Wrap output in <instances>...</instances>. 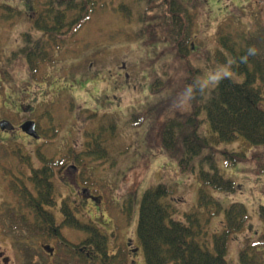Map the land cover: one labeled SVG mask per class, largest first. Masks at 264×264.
Wrapping results in <instances>:
<instances>
[{
    "label": "rangeland",
    "instance_id": "1",
    "mask_svg": "<svg viewBox=\"0 0 264 264\" xmlns=\"http://www.w3.org/2000/svg\"><path fill=\"white\" fill-rule=\"evenodd\" d=\"M45 1L0 0V60L18 48L23 33L32 29L33 18L43 11ZM94 1L91 18L66 38L62 50L56 54L55 65L47 66L39 77H32V84H26L29 72L23 69L27 67L16 65L14 80L10 82L4 81L0 75V114L11 115L9 107L15 102L36 107V113L43 108L49 109L53 119L50 116L49 120H42L44 139L34 143L43 145L41 151L50 150V156L56 159L58 151L64 152L72 147L82 150L91 135L99 136L103 127L114 126V134L106 142L114 157L113 163L92 162L99 167L93 184L88 185L96 190L94 201L77 195L75 187L65 178V165H59L56 169L57 185L65 194L71 190L74 192L73 219L75 217L76 225L61 228L64 239L33 236L26 227L16 224L20 219L8 218L7 212H3L9 208L7 205L18 206L12 181L22 178L23 173L25 176L31 173V166L22 162L18 154L7 155L5 150L14 148L15 143L20 144L25 155L32 157L33 165L39 167L41 161L34 153L38 148L20 135L12 137L10 141L13 142L2 137L0 143H10L7 148L0 147V264H26L29 260L32 264H57V260H70L73 252L68 251L70 246L66 241L81 243L93 226L87 224L93 222L108 235L112 251L121 252L125 264H146L137 234L138 211L144 192L161 183L174 188L176 193L171 196V201L178 209L177 218L182 220L184 213L192 212L198 205L201 186L198 177L182 173L178 160L162 147V128L157 127L160 119L164 123L167 113L187 110V62L178 57L174 46L164 38L163 29L158 26L159 17H153L157 10L148 12L147 3L136 0ZM184 1L192 15L191 34L198 36L192 45L190 60L203 70L202 80L215 82L222 72H227L223 67L208 63L209 55L219 47L220 26L225 25L228 33L264 34V1ZM122 6H126V11L120 8ZM252 13H259L261 17L257 16L263 21L258 22ZM140 28L144 30L143 36L139 33ZM155 79L161 81L160 86L155 85ZM152 85L155 86L151 89ZM149 112L137 128L127 125L131 114L139 113L145 117ZM46 125L50 126L48 130ZM55 130L58 135L53 137ZM109 136L108 132L106 138ZM240 139L242 141L233 144H221L219 148L245 152V161L235 165L228 164L225 157H218L217 161L220 171L236 181L238 190H209L216 201L221 202L222 208L205 225V230L210 233L221 232L225 227V209L233 202L246 205L247 224L228 239L227 258L233 264L239 262L238 254L248 242L264 240V209L261 210V205L264 206V145L248 147L246 143H249ZM54 150L57 157L52 152ZM79 166L82 171L83 166ZM84 176H77L83 185L89 179ZM53 211L59 225L64 216ZM206 218L203 217V221ZM4 220L9 221L5 224ZM13 232L23 233L28 239L13 242ZM47 246H52L53 252H47ZM20 247L22 251H18Z\"/></svg>",
    "mask_w": 264,
    "mask_h": 264
},
{
    "label": "trees",
    "instance_id": "2",
    "mask_svg": "<svg viewBox=\"0 0 264 264\" xmlns=\"http://www.w3.org/2000/svg\"><path fill=\"white\" fill-rule=\"evenodd\" d=\"M136 1L147 3L148 12L157 10L153 17H159L158 26L163 29L162 35L174 46L178 57L187 62L189 75L185 79V95L186 109L189 111L167 113L164 123L160 119L157 127L162 128V147L172 158L178 160L182 173L195 174L201 183L198 205L194 211L183 214L184 220L177 218L178 209L171 201V196L176 193L174 188L161 183L144 192L138 211L137 234L146 264H233L225 257L228 240L226 234L244 227L248 217L246 206L235 203L226 209L228 231L220 237L214 236L211 244L204 238L208 218L203 221L205 216L201 211L207 210L211 214L214 208H221V204L211 195V188L227 192L237 190L236 182L220 171L218 157H225L227 163L233 165L247 158L245 152L234 151L231 146L228 147L231 151L222 149L219 145L242 141L240 138L249 143L248 145L243 140L248 147L264 145V34L228 33L225 25L220 26L219 47L209 55L212 58H208V63L213 67H223L227 72H222L215 82L202 80L203 70L190 60L192 45L198 36L191 34L193 24L188 3L184 0ZM94 6V0H46L43 11L33 20L32 29L23 33L18 48L0 64L4 80H13L11 72L16 65L27 67L23 70L30 71L33 78L39 77L47 70V66L54 65L56 54L62 50L66 38L91 18ZM120 8L126 11V6ZM259 13L252 15L261 23L264 19L259 18ZM139 33L143 36L144 30L140 28ZM155 83L161 85V81L157 82L156 79ZM151 112L145 117L139 113L131 114L127 125L137 128ZM102 129L99 136H90L82 150L72 147L64 152L58 151V157L55 154L57 151H52L57 159L50 156V150L46 152L39 148V167L33 165L31 156H25L21 150H17L15 153L21 161L31 166V173L26 175L28 181L21 184L13 181L14 200L18 202V206L7 205L9 208L3 211L7 212V217L20 219V223L16 224L26 227L33 232V236L64 239L62 226L56 224L53 215L59 196L54 185L55 167L73 159L85 166L87 177L89 176L86 184H93L99 167L92 165V162L99 160L103 164L110 161L113 163L114 158L106 142L113 136L115 127ZM108 132L110 136L106 138ZM57 135L58 131L55 130L53 137ZM70 201L74 204L71 197H68L64 199L62 208L57 209L64 215L63 226L76 225L72 211L74 206ZM22 205L25 211L20 208ZM261 207L263 210L264 206ZM9 220H4L3 223L6 224ZM90 227L92 234L85 241L70 244L69 252L72 251L73 256L69 258L74 263L66 262L65 259L57 260V264H125L121 252H112L109 238L100 234L94 225ZM13 236V242L28 239L23 233L13 232ZM29 239L33 238L29 236ZM27 248L24 247L25 250ZM21 249L22 247L18 251H22ZM263 256L259 249L252 247L251 251L247 248L240 253V264H264ZM26 264H32L31 260Z\"/></svg>",
    "mask_w": 264,
    "mask_h": 264
},
{
    "label": "flooded vegetation",
    "instance_id": "3",
    "mask_svg": "<svg viewBox=\"0 0 264 264\" xmlns=\"http://www.w3.org/2000/svg\"><path fill=\"white\" fill-rule=\"evenodd\" d=\"M22 108L26 109V111H24V112L28 113L29 115H30V113H33L35 111V108H33V106L29 105L27 108H25L24 106H21V104L16 105V103H15L14 106H12V110H11L12 115L16 118L22 117L23 116L22 111H21ZM3 119H9L10 121H12L13 124L15 125L16 129L14 131H9V132L0 130L1 138L4 137L6 140H8V139H11L12 137H14L15 135H20L21 137H25V139L27 141H33V142H29V143L34 145V139L32 137H30L29 135H27L26 133H24L23 131H21L19 128L23 122H25L27 120H31L33 118H30L28 116L26 118H23V119L21 118V119H18L17 121H15L11 117H3L0 115V121ZM33 120H36V119H33ZM37 127L39 130L38 123H37ZM39 131L41 132V130H39Z\"/></svg>",
    "mask_w": 264,
    "mask_h": 264
},
{
    "label": "water",
    "instance_id": "4",
    "mask_svg": "<svg viewBox=\"0 0 264 264\" xmlns=\"http://www.w3.org/2000/svg\"><path fill=\"white\" fill-rule=\"evenodd\" d=\"M1 127L3 129H8V130H13L14 129V126L12 125L11 122L9 121H2L1 122ZM22 129L27 132L28 134L34 136L35 138H39V135L37 134L36 132V127H35V122L33 121H28L26 122L25 124L22 125ZM77 169L74 167V166H70L68 168V172L70 174L76 172ZM47 249H50V247H46Z\"/></svg>",
    "mask_w": 264,
    "mask_h": 264
}]
</instances>
